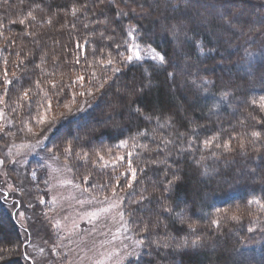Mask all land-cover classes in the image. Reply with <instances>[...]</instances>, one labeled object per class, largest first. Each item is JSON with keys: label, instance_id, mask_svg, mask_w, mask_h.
Segmentation results:
<instances>
[{"label": "trees", "instance_id": "1", "mask_svg": "<svg viewBox=\"0 0 264 264\" xmlns=\"http://www.w3.org/2000/svg\"><path fill=\"white\" fill-rule=\"evenodd\" d=\"M201 3L206 9L197 15L183 0H0V75L14 74L2 92L21 124L48 103L69 105L67 133L60 127L50 136L57 154L64 142L74 152L139 145L142 179L124 199L145 250L136 264H264V212L257 215L264 207V27L256 23L264 0ZM184 17L189 22L174 36L171 26ZM132 27L140 29L136 42L166 53L169 66L117 62ZM77 128L85 140H75ZM74 169L94 180L111 181L113 173L79 160ZM196 239L199 246L176 247ZM23 245L0 202V246L9 247L0 264H18L12 253Z\"/></svg>", "mask_w": 264, "mask_h": 264}, {"label": "rangeland", "instance_id": "2", "mask_svg": "<svg viewBox=\"0 0 264 264\" xmlns=\"http://www.w3.org/2000/svg\"><path fill=\"white\" fill-rule=\"evenodd\" d=\"M131 43H137L132 36L118 63H131L124 61L132 55ZM152 49L140 45L142 58L138 61L152 59ZM12 73L0 75V202L23 236L24 245L12 253L18 264H136L145 250L129 224L124 199L142 179L143 172L135 162L139 145L126 141L104 150L74 152L73 143L64 142L62 153L57 154L56 138L50 136L60 127L61 134L67 133L61 124L74 108L48 103L39 117L21 124L2 92L3 86H9L6 81L14 78ZM85 122L84 118L78 127ZM77 129L75 140H85L84 132ZM73 159L101 172L112 169L111 181L96 179L101 177L95 181L89 171L76 174ZM258 209L260 216L264 207ZM8 248L0 246V260L7 258Z\"/></svg>", "mask_w": 264, "mask_h": 264}, {"label": "snow or ice", "instance_id": "3", "mask_svg": "<svg viewBox=\"0 0 264 264\" xmlns=\"http://www.w3.org/2000/svg\"><path fill=\"white\" fill-rule=\"evenodd\" d=\"M183 4L185 6V8L191 10V11H194L197 15H202L199 10L201 8H205L206 9V5L205 4H202L201 3V0H183ZM175 6V5H174ZM75 9H73V14H75ZM29 16H31V12L28 13ZM118 15H127V13H118ZM32 19L35 20L36 17L35 16H32ZM173 19H176L175 17H173ZM225 20H226V23L228 24L229 28L231 29H234L236 31H241V29L239 28V26L232 22L231 19L225 17ZM21 24H24L25 23V20L21 19L19 21ZM51 22V21H49ZM188 18L187 17H184V18H181L177 21V24H173L171 26V31L173 32L174 36L180 31V28L182 27H185L188 23ZM256 23L261 26V27H264V17H261L258 21H256ZM179 25V27H178ZM251 30V29H249ZM133 33H135V35H133ZM127 35L129 36H132L133 38V41H135L137 39V37L140 35V29L139 28H136V27H132L128 30L127 32ZM120 45L117 44V48H119ZM131 47V51H132V55H128L126 57H124V61L125 62H133L134 60L138 61L140 60L142 57H141V53H140V45L137 44V43H131L130 45ZM127 50V48H126ZM201 52H203V46H201V49H200ZM152 60L154 61H158L159 62V65L161 67H165V66H169L170 65V61L167 59V54L166 53H163V52H158L156 51V49H152ZM101 63H103V61H101ZM107 64L108 65H111L113 66L112 68V71L114 72H119L120 69L119 68H116L114 66V61L113 59L111 58H108L107 60ZM166 75L169 76V77H173L174 78V74L172 72H166ZM79 80H83V77H78ZM8 84H11L12 81L11 80H8L6 81ZM208 83L210 82H207L205 81L204 82V85L206 86ZM102 86V85H101ZM53 87H55V85H53ZM205 90H206V87H205ZM136 91H140L139 89H137ZM24 97L26 98L28 96V93L27 92H24L23 93ZM81 95H84V93H81ZM227 97V93L224 94V98ZM253 104L256 103L255 100L252 101ZM260 108L261 109H264V96H261L260 97ZM137 113H140V109L137 108L136 109ZM40 122H43V121H40ZM258 123H261L260 121H258ZM252 135L256 138H260L261 137V132L259 131H254L252 132ZM209 143V141H205V144L207 145ZM129 155H131L129 153ZM121 160L124 159V157H120ZM131 162L129 161V164ZM135 176H136V171L135 169H132V178L135 179ZM171 183V182H170ZM129 187H131V185H128ZM257 203H259V201H256ZM164 211L165 212H168V213H172V209L170 207H165L164 208ZM233 219H235V217H233ZM214 223L217 224V226H219V222L218 221H215ZM147 230V229H145ZM251 231V229H250ZM139 243H143V241H140ZM200 240L199 239H196V240H192V241H188V240H183L182 242H180L179 244L176 245V247L180 248V247H189V246H192V247H196V246H199L200 245ZM165 247H168V245H164ZM128 255H134V253H129Z\"/></svg>", "mask_w": 264, "mask_h": 264}]
</instances>
